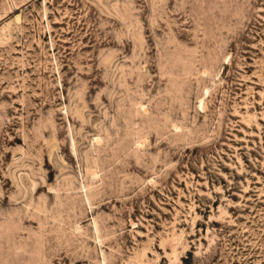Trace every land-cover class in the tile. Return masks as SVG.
Here are the masks:
<instances>
[{
	"label": "rangeland",
	"instance_id": "rangeland-1",
	"mask_svg": "<svg viewBox=\"0 0 264 264\" xmlns=\"http://www.w3.org/2000/svg\"><path fill=\"white\" fill-rule=\"evenodd\" d=\"M0 264H264V0H0Z\"/></svg>",
	"mask_w": 264,
	"mask_h": 264
}]
</instances>
